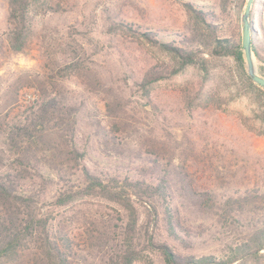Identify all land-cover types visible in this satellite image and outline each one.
I'll return each mask as SVG.
<instances>
[{"label":"trees","instance_id":"16d2710c","mask_svg":"<svg viewBox=\"0 0 264 264\" xmlns=\"http://www.w3.org/2000/svg\"><path fill=\"white\" fill-rule=\"evenodd\" d=\"M179 2L194 20L191 33L110 21L109 34L169 60L132 77L131 88L156 108L155 87L194 68L202 80L183 97L187 107L223 112L242 103L240 125L264 138V89L247 73L234 19L226 26L214 9ZM231 2L237 22L247 0ZM71 11L61 0H7L0 59L24 53L36 38L43 72L0 85V264H264V182L238 181L170 135L143 134L160 119L129 115L117 79L98 75L70 31ZM249 23L264 78V0L253 1ZM227 59L232 86L221 99L207 81L210 61ZM74 77L85 81L82 92L69 86ZM26 88L37 95L27 105L20 103ZM95 204L115 206L116 217Z\"/></svg>","mask_w":264,"mask_h":264},{"label":"rangeland","instance_id":"374dc122","mask_svg":"<svg viewBox=\"0 0 264 264\" xmlns=\"http://www.w3.org/2000/svg\"><path fill=\"white\" fill-rule=\"evenodd\" d=\"M72 7L68 17L74 38L82 44L87 57L94 61L98 75L115 77L129 115L140 113L146 119L158 117L160 123L150 122L147 129L151 134L162 138L170 135L177 141L184 142L196 149L203 156L209 157L223 172L236 173L238 181L264 182V138L256 137L240 125L238 115L246 112L244 104L231 102L227 112H218L210 106L187 107L185 95H192L199 83L201 74L194 68L189 69L180 77L161 83L151 93L152 108L145 103L136 89H132V77L139 78L144 71L154 65H167L169 60L156 49H149L137 42L125 38L121 33L109 34L110 21L123 20L144 27L169 29L191 33L195 23L192 17L181 6L179 1H188L196 5L214 9L225 25L234 19V32L242 36L241 15L235 21L233 2L227 0H61ZM7 0H0V31L5 28ZM39 44L33 38L28 49L22 54H7L0 59V85L24 72L42 74L43 63L39 59ZM92 62V63H94ZM91 63V62H88ZM255 63V62H254ZM214 69L212 79L207 81V88L215 92L216 97L227 99L232 86L230 74L234 65L230 59L210 61ZM256 67V64H255ZM257 70V67H256ZM76 93L82 92L84 80L72 78L68 82ZM1 89V87H0ZM21 104H29L36 97L33 88L22 90ZM95 99L96 106L105 112L104 101ZM148 111V112H145ZM147 113V114H146ZM154 115V116H152ZM124 119H131L124 117ZM153 130V132L151 131ZM132 145H136L134 136L128 137ZM228 168V169H226ZM200 178L201 174H197ZM115 206L111 204L94 205L103 215L112 214L116 217ZM140 213L143 211L139 207ZM93 209V210H94ZM68 211L66 212V214ZM93 229V226H90ZM79 231H74L76 241L81 242ZM155 262L158 263L156 258Z\"/></svg>","mask_w":264,"mask_h":264},{"label":"water","instance_id":"95a60500","mask_svg":"<svg viewBox=\"0 0 264 264\" xmlns=\"http://www.w3.org/2000/svg\"><path fill=\"white\" fill-rule=\"evenodd\" d=\"M254 0H247L244 11L241 15L242 24V49L245 55L246 69L252 82L264 89V78L257 73L255 63L251 54V27L249 23V14Z\"/></svg>","mask_w":264,"mask_h":264}]
</instances>
